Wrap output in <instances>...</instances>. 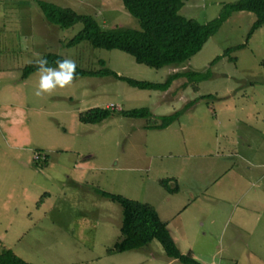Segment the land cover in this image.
<instances>
[{"label":"rangeland","instance_id":"374dc122","mask_svg":"<svg viewBox=\"0 0 264 264\" xmlns=\"http://www.w3.org/2000/svg\"><path fill=\"white\" fill-rule=\"evenodd\" d=\"M36 1L0 0V97L8 94L13 103L0 106V201L10 192L9 206L18 207L16 214L0 213V245L32 264H184L168 257L157 239L108 253L120 237L121 207L98 194L99 187L153 204L180 251H191L202 264H264V185L247 181L252 173L260 180L261 172L239 178L224 170L233 162L222 156L231 149L264 156V22L247 37L255 13L232 11L191 57L152 67L119 48L87 40L66 45L81 21L59 27L42 15L41 35L29 16ZM49 1L90 13L103 26L139 25L122 0ZM231 1L184 0L180 12L203 22ZM49 51L85 68L101 67L104 59L108 68L137 79L162 81L173 71L206 68L210 75L196 87L182 86L187 78L179 77L162 90L107 74H79L69 87L38 98L37 69L23 76L22 67ZM207 93L216 97L200 98L162 128H147L148 119L119 112L97 122L78 117L93 106H147L158 120ZM39 148L48 152L42 171L31 162ZM163 177L178 187L164 185Z\"/></svg>","mask_w":264,"mask_h":264},{"label":"trees","instance_id":"16d2710c","mask_svg":"<svg viewBox=\"0 0 264 264\" xmlns=\"http://www.w3.org/2000/svg\"><path fill=\"white\" fill-rule=\"evenodd\" d=\"M126 9L137 18L138 26H126L114 24L103 26L90 13L79 12L68 6L59 5L49 0H37L36 8L40 14L49 22L59 27H68L77 21L82 22V27L73 34L66 45L71 46L82 40H87L91 46L104 48H119L130 53L137 62L152 67H160L166 64L179 63L191 57L203 46L205 41L214 34L222 21L235 10H249L255 13L247 37L264 22V0H235L224 4L221 13L206 21H199L195 17L186 16L180 10L184 0H122ZM247 41V40H245ZM246 42L237 43L227 47L222 54L227 55L230 50L241 48ZM50 66H55L54 61L65 58L58 52L49 51L43 56ZM236 60V56L232 57ZM35 61L23 65V73L35 70ZM101 67L85 68L77 66L76 76L79 74L111 75L123 79L127 83L139 88L167 89L170 84L179 77H186L187 80L181 83L182 86L191 84L196 87V82L209 76L205 70H177L170 73L165 80L153 81L137 79L128 75L117 73L105 65L101 59ZM212 63V62H211ZM180 86V85H179ZM216 97L213 93L200 94L196 98L184 101L182 107L175 111L160 114L156 120L152 111L147 106L133 107L129 109H116L110 106H93L78 113L83 122H97L116 112L133 117H144L147 128H162L180 117L183 111L190 109L200 98ZM44 158L36 160L32 158V164L38 168L43 167L47 162L48 152L42 150ZM170 177H163L160 181L167 186ZM170 186V185H169ZM177 188L178 184L174 186ZM94 190L102 196L108 197L119 203L121 207L120 237L108 247V253L119 252L128 249L138 248L157 239L161 242L165 254L179 260L184 264H202L188 251L183 253L176 245L167 226V221L162 219L153 204L148 201H141L120 193L95 187ZM0 264H32L21 256L17 255L12 248L0 245Z\"/></svg>","mask_w":264,"mask_h":264},{"label":"crops","instance_id":"0c3cea01","mask_svg":"<svg viewBox=\"0 0 264 264\" xmlns=\"http://www.w3.org/2000/svg\"><path fill=\"white\" fill-rule=\"evenodd\" d=\"M33 12L34 13H30L29 16L32 17L34 15V17H35L34 19H35L36 23L41 26L40 33L42 35V14L39 13V11L37 10L36 6L34 7V11ZM31 24L33 25L34 23H31ZM8 96L9 95L6 94V95H2L0 97V106H12L13 105V103H11L8 100V98H9ZM20 97H21V95H20ZM194 106H192L188 111H191V109ZM2 116H7V115H2ZM4 118H5V120H6V122L8 124H11V122L7 119V117H4ZM262 141H264V137L262 138ZM246 142H247V146L248 147H251L252 146L251 143H249L248 141H246ZM262 143L263 142H260L259 144H255L256 147H257L256 152H261L259 146ZM37 150L38 151H42V148H39ZM201 154H205V153L202 152ZM217 155H218V153H217ZM222 156L223 157L231 158L230 161L233 162V165L231 167H224V170L227 171L229 169V171H230V169H233L238 174L239 178H243L242 177V174L244 172L252 173L251 171H253L254 169H257V172H261L260 173V175L262 176V178H260L261 181L255 179V177L253 175L254 173L248 175V178L249 179H247V181L249 183V186H250V184H252L253 182H255L253 186H256V187H259V188L260 187H263V185H264V181H263L264 180V156L263 155L261 157H259V156L258 157L255 156L254 157V155L253 156H250L249 154H247L245 152H241L240 153L238 150H232L231 149L230 151H228L226 153H224V151H222ZM31 162H32V160H31ZM34 167L36 169H39L36 166H34ZM207 167L208 168H213V165H207ZM39 170L42 171V167H40ZM30 178L31 179H34L35 176L31 175ZM260 182H262V183L260 184ZM26 189H27V184L26 183L22 184L21 191H23L25 193L26 192ZM246 193H247V191L245 189L244 190V193L240 196V198L244 199L245 196H246ZM11 197H12V194L9 192V193H7V196L0 201V213H5V212H9L10 211L11 213L16 214V208H18V207L15 206V205L9 206V202H10V198ZM166 221H167V224H168V220H166Z\"/></svg>","mask_w":264,"mask_h":264},{"label":"clouds","instance_id":"9594fccd","mask_svg":"<svg viewBox=\"0 0 264 264\" xmlns=\"http://www.w3.org/2000/svg\"><path fill=\"white\" fill-rule=\"evenodd\" d=\"M35 66L39 75L38 83L34 89V96L43 97L53 94L58 88L69 87L76 77L77 64L71 58H60L50 66L46 58L38 57Z\"/></svg>","mask_w":264,"mask_h":264},{"label":"built area","instance_id":"2783aa9c","mask_svg":"<svg viewBox=\"0 0 264 264\" xmlns=\"http://www.w3.org/2000/svg\"><path fill=\"white\" fill-rule=\"evenodd\" d=\"M32 158L36 160H42L44 158V154L41 151H34L32 154Z\"/></svg>","mask_w":264,"mask_h":264}]
</instances>
